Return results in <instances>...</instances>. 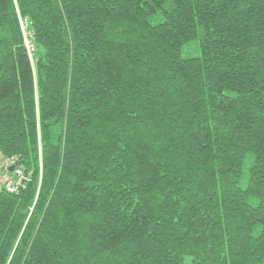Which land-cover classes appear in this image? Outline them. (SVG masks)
<instances>
[{
	"label": "trees",
	"instance_id": "obj_1",
	"mask_svg": "<svg viewBox=\"0 0 264 264\" xmlns=\"http://www.w3.org/2000/svg\"><path fill=\"white\" fill-rule=\"evenodd\" d=\"M5 160L0 264H264V0H0Z\"/></svg>",
	"mask_w": 264,
	"mask_h": 264
},
{
	"label": "built area",
	"instance_id": "obj_2",
	"mask_svg": "<svg viewBox=\"0 0 264 264\" xmlns=\"http://www.w3.org/2000/svg\"><path fill=\"white\" fill-rule=\"evenodd\" d=\"M20 26H21V31H22V36H23V43L25 46V49L27 51V54L30 58V60L32 61V55L35 51V46L33 43V37L30 33V31H28L27 29V23L26 21H22L20 20ZM12 162L10 160H5L3 162L4 168H5V172L0 176V188L4 187L6 191L8 192H14L16 191L19 186L21 185L22 179H23V173L22 170L20 168H14V176H15V180H13L11 177L8 176L7 174V168H9V165Z\"/></svg>",
	"mask_w": 264,
	"mask_h": 264
},
{
	"label": "rangeland",
	"instance_id": "obj_3",
	"mask_svg": "<svg viewBox=\"0 0 264 264\" xmlns=\"http://www.w3.org/2000/svg\"><path fill=\"white\" fill-rule=\"evenodd\" d=\"M159 17L156 16L154 18H152V22H157L159 21ZM197 53V48H195V44L194 43H189L188 45H186L185 47H183L182 51H181V54L182 56H187V55H195ZM246 165V163H245ZM246 169V168H245ZM244 169V172L240 178V182H239V185L240 186H244L245 183H246V170ZM185 264H189L188 260H186Z\"/></svg>",
	"mask_w": 264,
	"mask_h": 264
},
{
	"label": "water",
	"instance_id": "obj_4",
	"mask_svg": "<svg viewBox=\"0 0 264 264\" xmlns=\"http://www.w3.org/2000/svg\"><path fill=\"white\" fill-rule=\"evenodd\" d=\"M9 171H12V167H9V169H8Z\"/></svg>",
	"mask_w": 264,
	"mask_h": 264
}]
</instances>
